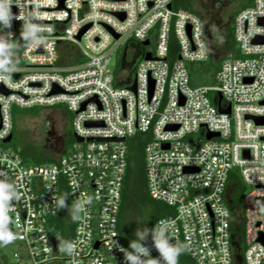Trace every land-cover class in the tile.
Instances as JSON below:
<instances>
[{"label":"built area","instance_id":"obj_1","mask_svg":"<svg viewBox=\"0 0 264 264\" xmlns=\"http://www.w3.org/2000/svg\"><path fill=\"white\" fill-rule=\"evenodd\" d=\"M174 1L10 0L19 18L0 23V41L20 62L0 79V183L14 189L0 229L19 250L0 264H127L118 219L127 141L138 132L149 192L174 210L152 228L174 245L176 264L183 253L196 264H264V0L236 14L240 55L225 56L206 86L191 85L187 67L210 55L206 22ZM126 40L142 50L122 76L110 64ZM126 59L127 50L122 68ZM62 103L74 113V141L55 162L27 165L2 146L13 105ZM236 168L248 187L240 204ZM240 223L242 259L232 230ZM144 243L159 258L151 234Z\"/></svg>","mask_w":264,"mask_h":264},{"label":"rangeland","instance_id":"obj_2","mask_svg":"<svg viewBox=\"0 0 264 264\" xmlns=\"http://www.w3.org/2000/svg\"><path fill=\"white\" fill-rule=\"evenodd\" d=\"M177 1V0H175ZM174 1V3H175ZM185 5L190 4L193 8L204 18L207 22L208 28H214L217 32H225L235 14L247 6L246 0H181ZM185 7V6H184ZM182 7V8H184ZM137 43L135 41L126 40L112 52L111 69L115 73L121 72L122 76L128 75L132 67V61L136 54ZM154 43L147 46L152 49ZM127 50V63L122 68L123 55ZM216 56H224L227 53L221 49H215ZM10 55V53L7 52ZM229 54V53H228ZM227 54V55H228ZM11 64H17L20 60L17 57L10 55ZM85 60V58H84ZM216 82L213 84L215 85ZM211 92L210 96L213 97ZM13 121L17 127V132L12 137V140L7 142L3 147L10 148L17 152L27 165L42 164L45 162L51 163L58 159L63 152L64 144H58V141L66 139L67 151L70 150L74 141V128L72 120L74 113L69 110L67 104H57L50 107L34 106V107H20L13 105L11 108ZM128 143V141H127ZM239 169L232 171L236 179H242L239 174ZM245 186V185H244ZM248 187H244L247 191ZM170 209V207L168 208ZM143 216L135 215L130 218L129 224L131 229L142 224ZM129 229V228H128ZM131 229L127 231V236L135 238V231ZM133 238V241L136 239ZM17 243H8L0 245V263L10 262L13 259V254L18 251ZM188 264H196L193 260H189Z\"/></svg>","mask_w":264,"mask_h":264},{"label":"trees","instance_id":"obj_3","mask_svg":"<svg viewBox=\"0 0 264 264\" xmlns=\"http://www.w3.org/2000/svg\"><path fill=\"white\" fill-rule=\"evenodd\" d=\"M175 6L197 12L192 5L184 4L181 0L175 1ZM198 13V12H197ZM238 13V12H237ZM236 13V14H237ZM235 14V16H236ZM235 16L232 18L227 30L225 32H217L214 28H208L206 22V35L210 47V55L204 61H191L187 63L189 70L190 83L193 86H206L213 85L215 83V75L220 66L221 60L227 56L228 53H232L234 56H239L238 45L234 37V20ZM139 52L142 50V46L137 44ZM215 49L218 51L223 49L227 54L224 56L217 57ZM135 61L132 63L131 73L133 74V69L136 63L140 60L141 54H138ZM7 57L9 58L8 54ZM17 127L13 121V131L12 134H16ZM147 140V135L144 133H136L128 140V151H127V168L124 178V183L122 187V198L119 211L118 219V231L122 238L124 245L128 248L133 242V238L127 236V231L131 229L130 218L135 215L143 216V223L131 229L133 232L137 229L143 230L147 227L152 229L155 221L162 217L168 216L174 212L173 208L164 203L163 201L153 198L148 189V181L146 175V162H145V144ZM67 143V141H66ZM66 143L64 145L63 153L67 151ZM52 160H57L52 158ZM231 180L235 182L233 187L232 200L234 203H239L242 201V196L244 193V185L241 184L240 180L231 173ZM235 180V181H234ZM65 201L68 202V198L65 196ZM170 207V209H168ZM129 228V229H128ZM232 230L235 234L236 241L239 244L238 257L242 259L243 256V245H240L243 235V225H234ZM0 234L2 230L0 229ZM135 235V234H134ZM150 238V234L147 236L144 242H147ZM136 239V235L135 238ZM131 249V248H130ZM189 260H192L186 253H183L180 264H188Z\"/></svg>","mask_w":264,"mask_h":264},{"label":"clouds","instance_id":"obj_4","mask_svg":"<svg viewBox=\"0 0 264 264\" xmlns=\"http://www.w3.org/2000/svg\"><path fill=\"white\" fill-rule=\"evenodd\" d=\"M10 0H0V23L5 27H10V21L14 17L10 10ZM25 39H28L27 33H22ZM11 46L3 41H0V79H4L6 74L14 70L10 67L11 61L7 57V52ZM14 198V189L12 185H6L0 183V205H4L8 201ZM60 206H63V201H60ZM151 234L153 239V245L159 252V258H153L150 255V250L143 241L147 236ZM136 240L133 241L129 247L132 252H127L123 247H120V251L124 253V259L127 264H176L175 260L170 255V251L174 248V245L169 243L166 239H162L159 236V230L157 226L152 229L147 227L136 230ZM14 239V235L10 232L0 234V245L11 243ZM150 258V259H149Z\"/></svg>","mask_w":264,"mask_h":264},{"label":"water","instance_id":"obj_5","mask_svg":"<svg viewBox=\"0 0 264 264\" xmlns=\"http://www.w3.org/2000/svg\"><path fill=\"white\" fill-rule=\"evenodd\" d=\"M81 35V34H80ZM80 35L78 36L79 38H80ZM116 37H118V35H116ZM149 43V41H144L143 42V44L144 45H147ZM145 58H151V54L150 53H147L146 54V56H145ZM129 88H131L132 90H135V88H136V82L134 81V83H133V85H131ZM0 89H1V87H0ZM263 103H264V101H263ZM227 112H229L230 110L229 109H227L226 110ZM218 135V133H208L207 134V138H211V137H213V136H217ZM12 137H13V134H10L7 138H6V140L5 141H7V142H9V141H11L12 140ZM81 140V139H80ZM262 240H264V239H262Z\"/></svg>","mask_w":264,"mask_h":264},{"label":"flooded vegetation","instance_id":"obj_6","mask_svg":"<svg viewBox=\"0 0 264 264\" xmlns=\"http://www.w3.org/2000/svg\"><path fill=\"white\" fill-rule=\"evenodd\" d=\"M138 54H140V52H136V54H135V56H134V58H133V61H132V63L135 61V58H137V56H139ZM66 139L63 141L62 139H60L59 141H58V144H64L65 145V143H66Z\"/></svg>","mask_w":264,"mask_h":264},{"label":"crops","instance_id":"obj_7","mask_svg":"<svg viewBox=\"0 0 264 264\" xmlns=\"http://www.w3.org/2000/svg\"><path fill=\"white\" fill-rule=\"evenodd\" d=\"M10 58V57H9Z\"/></svg>","mask_w":264,"mask_h":264}]
</instances>
